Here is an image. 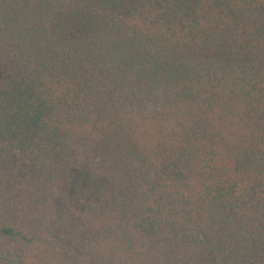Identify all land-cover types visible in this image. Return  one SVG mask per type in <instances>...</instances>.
<instances>
[{"label":"trees","instance_id":"16d2710c","mask_svg":"<svg viewBox=\"0 0 264 264\" xmlns=\"http://www.w3.org/2000/svg\"><path fill=\"white\" fill-rule=\"evenodd\" d=\"M0 264H264V0H0Z\"/></svg>","mask_w":264,"mask_h":264}]
</instances>
